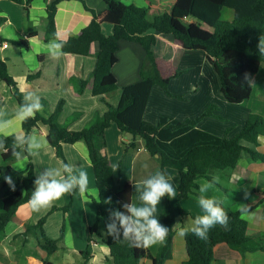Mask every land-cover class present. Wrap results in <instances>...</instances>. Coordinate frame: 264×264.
<instances>
[{"label": "trees", "instance_id": "obj_1", "mask_svg": "<svg viewBox=\"0 0 264 264\" xmlns=\"http://www.w3.org/2000/svg\"><path fill=\"white\" fill-rule=\"evenodd\" d=\"M9 1L25 5V9L29 10L30 0ZM62 1L54 0L47 7L48 38L56 39L59 36L55 17ZM79 1L92 12L93 20L78 35L59 38V42L64 44V53L79 56L91 55L94 46H98L94 70L79 85L81 91L90 90L93 96L100 97L107 111L91 125L73 131L59 123L58 118L63 110L61 102L47 118L37 112L35 118L24 120L22 125L25 135L20 138L27 141L35 128L47 126L48 141L64 163L63 146L84 142L98 190V199H94L98 221L90 228L89 238L99 234L101 221L112 264H140L143 259H150L152 264H165L173 256V226L177 216V210L168 197L157 217L170 231L155 256L151 255L148 248L132 247L127 241L114 239L106 231L109 212L114 209L123 211L121 205L130 200L137 202L139 193L134 195L128 183H117L114 169L103 152L106 145L104 133L116 125L125 137L128 134L133 136L125 145V152L137 149L138 141H142L150 155H159L162 171L166 174L168 168L177 171L178 206L182 200L198 195L197 181L201 178L210 179L212 174H218L221 180L229 181L244 153H248L253 161L264 163V152L252 150L243 144L246 141L259 146L260 139L264 137V118L260 115H248L242 130L233 137H229L228 133L220 137L197 128L204 118L217 117L213 113L216 109L214 105L195 119L179 121L161 115L156 125L144 119L155 86L162 87L167 96L173 97L169 84L181 76L180 64L189 51L205 54L219 78L221 93L229 103L247 105L253 94L254 80L264 64V52L259 50L261 38H264V0H148L145 8L127 5L121 0H102L105 8L101 12L87 7L84 0ZM2 22L0 18V25ZM105 24L113 28L110 36L103 33ZM122 40L139 43L147 56L141 70V80L123 87L118 105L113 106L106 102L105 96L118 89L112 68L118 61L117 52ZM1 44L2 40L0 47ZM18 44L25 46L22 41ZM0 80L11 89L19 105L25 103L17 82L10 76L1 56ZM178 98H183V95ZM16 137H0L3 148L7 150L6 154L0 151V236L14 219L18 208L28 203L34 190L33 182L37 178L32 156H28L26 170L13 169L11 162L16 159L11 154ZM26 148L27 144H24L16 146L15 150L21 152ZM5 175L12 176L15 191L4 181ZM230 217L227 229L216 225L206 239H200L190 232L184 236L188 259L182 264H214L216 249L221 245L242 256L264 252L263 242L249 236L248 224L241 218V212L230 211ZM43 224L44 219L35 226L39 231L40 245L48 254H53L58 250L63 230L59 241L51 240L45 234ZM83 256L85 264H89V252H83Z\"/></svg>", "mask_w": 264, "mask_h": 264}, {"label": "crops", "instance_id": "obj_2", "mask_svg": "<svg viewBox=\"0 0 264 264\" xmlns=\"http://www.w3.org/2000/svg\"><path fill=\"white\" fill-rule=\"evenodd\" d=\"M54 0H30L29 10L9 0H0V56L8 66V72L15 79L23 96L32 92L41 98L43 117L51 116L62 102L63 110L58 120L69 130L79 131L91 125L98 116H103L107 106L100 97L93 96L90 90L81 91L80 81L87 79L95 67L98 46L95 45L89 56L64 53L59 58L49 55L45 45L56 39L47 36V7ZM86 6L95 12L104 10L102 0H84ZM127 5L145 8L148 0H121ZM56 25L59 38L78 35L93 20V14L79 0H64L59 3L56 12ZM103 33H113L111 25H103ZM25 42V46L18 44ZM59 42V41H58ZM7 44V47L3 45ZM145 49L137 42L122 40L117 52L118 61L112 68L117 79L118 89L105 96L106 102L116 106L120 101L121 89L138 83L146 59ZM181 76L173 79L169 90L173 97L167 96L160 86H155L150 94L144 119L156 125L161 115L183 121L199 117L210 106L217 117H206L197 128L217 136L228 133L233 137L241 131L249 114L264 117V64L254 80L253 94L247 105L229 103L220 90L219 78L213 66L201 51L186 52L181 64ZM183 95V98L178 96ZM217 106L220 108L218 109ZM20 105L11 89L0 80V119L10 123L0 132V137L17 135L23 137V121L17 118ZM221 109V110H220ZM35 136L45 143L37 155L32 156L36 176L46 168H60L64 161L58 158L55 149L48 141V127L40 125L30 137ZM29 137V138H30ZM129 138L112 125L104 133L103 152L114 169L117 183L130 184L133 194L142 187V181L151 173L160 169L159 155L152 156L145 149L142 141L138 148L125 152ZM252 150L264 152V137L259 146L243 141ZM63 152L67 164L74 166L76 174L84 170L88 174V186L84 193L78 189L56 200L51 207L32 210L26 203L20 206L14 219L8 223L0 236V264H85L83 252L90 254L89 264H112L110 249L105 243V230L99 221V234L89 238L90 228L98 221L94 199H98L93 166L84 142L64 145ZM27 155L25 149L21 150ZM1 156V153H0ZM20 171L28 168L29 160L24 164L15 161ZM1 165V164H0ZM167 176L176 189V196L170 199L177 210L176 223L190 228L192 220L202 214L193 195L177 205L179 175L174 169H167ZM201 178L198 181H201ZM197 181V182H198ZM199 188V184H198ZM198 188L196 192L198 193ZM223 201L222 207L229 216L230 211L239 210V205L248 206L249 215L244 219L248 224L249 236L261 240L264 244V163L253 161L244 153L229 181L221 180L215 190L209 193ZM167 196L157 205V214L164 207ZM178 208V209H177ZM250 217V218H249ZM44 219L43 230L48 238L59 241L58 250L48 254L39 240V231L35 226ZM175 223V224H176ZM173 256L165 264H182L187 261L185 237H181L175 228ZM105 244H101L99 237ZM161 243L148 247L152 256L158 253ZM140 264H152L150 259L141 260ZM214 264H264V252L247 253L245 256L221 245L216 249Z\"/></svg>", "mask_w": 264, "mask_h": 264}, {"label": "clouds", "instance_id": "obj_3", "mask_svg": "<svg viewBox=\"0 0 264 264\" xmlns=\"http://www.w3.org/2000/svg\"><path fill=\"white\" fill-rule=\"evenodd\" d=\"M59 41L57 35L55 41H50L45 45L49 55L53 58L62 56L64 44ZM259 50L264 52V38H261ZM23 92L24 90L21 89ZM25 103L20 105L17 113V118L24 121L29 118H35L37 112L43 111L41 98L35 93L28 92L24 95ZM4 113L0 111V117ZM10 123L8 120L0 119V132ZM45 141L38 140L35 136L23 140L16 137L12 156L15 157L19 164L27 162L28 156L37 155L39 150L43 148ZM27 144L25 151L27 155L16 151V146ZM0 151L5 154L7 150L3 148V143L0 142ZM14 170H20L18 167H13ZM4 181L9 185L10 189L15 191V183L11 175H5ZM34 190L28 200V204L32 210L40 211L41 209L51 207L52 204L61 199L64 195L79 190L84 193L88 186V174L84 170H80L78 174L74 166L67 163H62L60 168H46L43 173L39 174L35 179ZM142 187L137 189L139 196L137 202L123 203L121 205L123 211L114 209L109 212V222L106 223V231L114 239L127 241L135 248H148L158 243H163L170 229L162 225L157 217V205L160 204L162 198L167 196L169 199H174L176 189L171 183V178L167 174L157 169L151 173L142 182ZM221 183L218 174H212L210 179H202L198 181V195L196 196L197 203L202 214L194 217L190 228L182 227L180 223H176L173 228H178V234L183 237L189 232L200 239H206L209 231L216 225H220L225 229L228 228L229 216L222 207L223 201L214 195H209L215 190L216 185ZM110 202V201H109ZM241 218L249 215L248 206L239 205ZM250 218V217H249ZM122 236V239H121Z\"/></svg>", "mask_w": 264, "mask_h": 264}, {"label": "rangeland", "instance_id": "obj_4", "mask_svg": "<svg viewBox=\"0 0 264 264\" xmlns=\"http://www.w3.org/2000/svg\"><path fill=\"white\" fill-rule=\"evenodd\" d=\"M96 47V46H95ZM146 60V59H145ZM145 63V62H144ZM217 108L219 109L220 108V106L218 107L217 106ZM216 110V109H215ZM221 110V109H220ZM214 111V110H213ZM250 115V114H249ZM255 115H258V114H255ZM261 116V115H260ZM263 117V116H262ZM264 118V117H263ZM242 130V129H241ZM15 161L16 160H14L13 162H11V164H12V166H18V164L17 165H15ZM0 164H2V160H1V156H0ZM98 237H99V235H97ZM99 239H100V242H101V244H105L104 243V241L103 240H101V238L99 237Z\"/></svg>", "mask_w": 264, "mask_h": 264}, {"label": "water", "instance_id": "obj_5", "mask_svg": "<svg viewBox=\"0 0 264 264\" xmlns=\"http://www.w3.org/2000/svg\"><path fill=\"white\" fill-rule=\"evenodd\" d=\"M129 139L133 138L132 134L127 135Z\"/></svg>", "mask_w": 264, "mask_h": 264}, {"label": "built area", "instance_id": "obj_6", "mask_svg": "<svg viewBox=\"0 0 264 264\" xmlns=\"http://www.w3.org/2000/svg\"><path fill=\"white\" fill-rule=\"evenodd\" d=\"M3 46H4V47H7L8 45H7V44H4Z\"/></svg>", "mask_w": 264, "mask_h": 264}]
</instances>
